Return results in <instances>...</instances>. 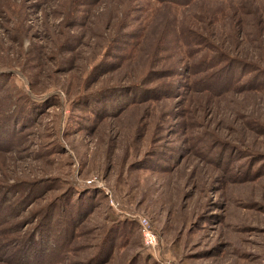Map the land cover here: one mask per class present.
I'll return each mask as SVG.
<instances>
[{"label":"rangeland","instance_id":"obj_1","mask_svg":"<svg viewBox=\"0 0 264 264\" xmlns=\"http://www.w3.org/2000/svg\"><path fill=\"white\" fill-rule=\"evenodd\" d=\"M0 264H264V0H0Z\"/></svg>","mask_w":264,"mask_h":264},{"label":"built area","instance_id":"obj_2","mask_svg":"<svg viewBox=\"0 0 264 264\" xmlns=\"http://www.w3.org/2000/svg\"><path fill=\"white\" fill-rule=\"evenodd\" d=\"M144 236H145L147 245L153 248L156 247L157 245L156 237L149 229L144 231Z\"/></svg>","mask_w":264,"mask_h":264}]
</instances>
